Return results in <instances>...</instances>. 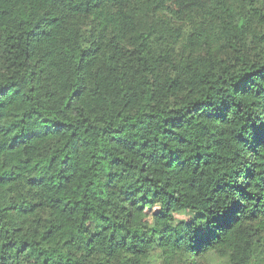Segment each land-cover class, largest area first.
<instances>
[{
	"label": "trees",
	"instance_id": "trees-1",
	"mask_svg": "<svg viewBox=\"0 0 264 264\" xmlns=\"http://www.w3.org/2000/svg\"><path fill=\"white\" fill-rule=\"evenodd\" d=\"M0 264H264V0H0Z\"/></svg>",
	"mask_w": 264,
	"mask_h": 264
},
{
	"label": "rangeland",
	"instance_id": "rangeland-1",
	"mask_svg": "<svg viewBox=\"0 0 264 264\" xmlns=\"http://www.w3.org/2000/svg\"><path fill=\"white\" fill-rule=\"evenodd\" d=\"M191 217H192V214L188 212H180L176 214L177 220H188ZM218 262H219L218 260L215 261V263H218Z\"/></svg>",
	"mask_w": 264,
	"mask_h": 264
}]
</instances>
